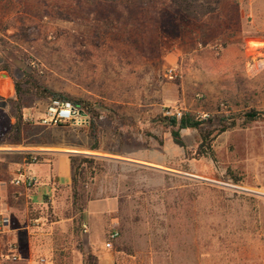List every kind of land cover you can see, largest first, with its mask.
<instances>
[{"label": "rangeland", "instance_id": "rangeland-1", "mask_svg": "<svg viewBox=\"0 0 264 264\" xmlns=\"http://www.w3.org/2000/svg\"><path fill=\"white\" fill-rule=\"evenodd\" d=\"M1 64L94 107L101 134L90 151L87 124L41 126L49 100L23 97L28 142L98 159L75 174L77 190L86 210H106L84 234L71 183L55 208L32 213L58 248L34 262L87 264L96 254L86 236L107 244L111 231L114 264H264V118L244 117L264 113V0H223L199 21L165 0H0ZM168 69L182 78H166ZM15 100L0 72V144L16 137ZM167 110L204 121L179 131L189 155L172 140Z\"/></svg>", "mask_w": 264, "mask_h": 264}, {"label": "crops", "instance_id": "crops-1", "mask_svg": "<svg viewBox=\"0 0 264 264\" xmlns=\"http://www.w3.org/2000/svg\"><path fill=\"white\" fill-rule=\"evenodd\" d=\"M78 153L81 152H75ZM75 154L50 150L45 146L0 144V220H7L2 225L0 236V264L17 263L9 260L11 246L18 259H24L23 264H37L33 257L42 249L46 253L58 251L57 245L54 246L56 241L52 231L38 230L37 221L41 219L30 220L29 208L31 207L32 211L55 208L61 199V192L71 186L73 173L70 156ZM28 156L37 157L38 161L27 163ZM22 173L34 177V187L25 189L14 184ZM99 204L90 203L84 213L88 233L94 231V217L106 213L105 208ZM86 237L88 248L85 250L96 254L98 264H114V256L107 244H97L92 235Z\"/></svg>", "mask_w": 264, "mask_h": 264}, {"label": "trees", "instance_id": "trees-1", "mask_svg": "<svg viewBox=\"0 0 264 264\" xmlns=\"http://www.w3.org/2000/svg\"><path fill=\"white\" fill-rule=\"evenodd\" d=\"M167 2V5L170 10L174 12H178L190 19L194 20H203L208 16H211L218 12L223 0H165ZM0 72H6L8 76L12 79L16 100H15V107H16V113L14 115L15 123L10 129V133H14L16 135L15 139H13L10 142H7L6 144H10L11 146H18L20 144L28 145L31 147H38V146H46L43 144H38L35 142H28L27 141V130L29 128V123L24 120L23 115L21 113V102L23 97L25 96H33L40 100H61L70 102L76 109L83 112L88 117V138L91 141L90 151H98L99 146L101 143V134L100 129L97 125V121L94 118L95 109L91 105L71 98V97H65L61 94L54 93L50 89L44 87L40 81L37 78V75L34 71L31 72H25L23 73L22 77L20 79H16L13 76V70L8 64H1L0 65ZM14 102L13 100H11ZM245 119L248 122L258 121L262 118H264V113L261 112H255L250 111L249 113H246L244 115ZM168 124L172 127L177 128V130L172 131L171 136L173 142L181 147L184 148L185 154L189 155L190 152L185 149L183 142L180 139L179 131L182 129H188V128H199L201 124H203L204 121H197L195 120L191 115L184 114L182 117L177 119L175 116L167 117L166 118ZM225 120H221L220 123L222 124ZM208 122H212L211 119H208ZM26 138V139H24ZM203 145L197 149V156L201 157L204 155V151H202ZM34 156H28L26 158L27 163H32V159ZM35 158V162L38 161L37 157ZM77 158L78 161H77ZM70 162L73 166L76 162L77 165L74 170V174H72V211L73 213H78L80 215L81 220V214L86 210V203L83 201V196H80L77 190V186L79 184L77 177L75 174H78L79 177L82 179L84 178L85 170L86 169H94L95 165L98 163V159L95 158V156L92 155H85V156H77L72 155L70 156ZM82 164H85L86 169L81 167ZM233 183L237 184V180L233 179ZM33 211L31 210V207L29 208V219H36V216H32ZM116 217V216H115ZM111 219V217L109 218ZM113 234L111 231H108L106 243L111 244L110 235ZM84 261L87 264H98V259L96 256L92 254H88L84 256Z\"/></svg>", "mask_w": 264, "mask_h": 264}, {"label": "built area", "instance_id": "built-area-1", "mask_svg": "<svg viewBox=\"0 0 264 264\" xmlns=\"http://www.w3.org/2000/svg\"><path fill=\"white\" fill-rule=\"evenodd\" d=\"M165 77L171 80H180L182 78L181 74L175 69H168L165 73ZM166 114H172L177 119L181 117L182 113L179 110L172 111L167 110ZM88 123V117L83 112L76 109L70 102L61 101V100H51L49 101L45 112L42 118L39 121L41 126L46 128L51 127H59L65 125H75V126H84ZM32 162H35V158L32 159ZM15 185L22 186L25 189H30L35 185L34 177L22 173L20 176L14 181ZM6 219L0 220V236L2 234V225L6 223ZM82 232L84 234L88 233L87 225H83ZM116 237V234L113 233L110 235V239L113 240ZM109 247L110 244H107ZM9 260L12 262H16L18 260V256L16 251L11 246L10 247V256ZM44 261L41 260V264Z\"/></svg>", "mask_w": 264, "mask_h": 264}, {"label": "bare ground", "instance_id": "bare-ground-1", "mask_svg": "<svg viewBox=\"0 0 264 264\" xmlns=\"http://www.w3.org/2000/svg\"><path fill=\"white\" fill-rule=\"evenodd\" d=\"M259 66H262V64H260Z\"/></svg>", "mask_w": 264, "mask_h": 264}]
</instances>
